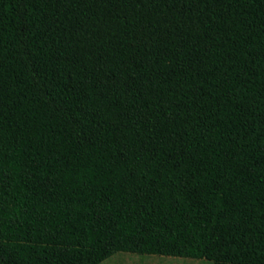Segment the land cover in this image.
I'll return each mask as SVG.
<instances>
[{"label":"trees","instance_id":"1","mask_svg":"<svg viewBox=\"0 0 264 264\" xmlns=\"http://www.w3.org/2000/svg\"><path fill=\"white\" fill-rule=\"evenodd\" d=\"M120 251L264 264V0H0V264Z\"/></svg>","mask_w":264,"mask_h":264},{"label":"rangeland","instance_id":"2","mask_svg":"<svg viewBox=\"0 0 264 264\" xmlns=\"http://www.w3.org/2000/svg\"><path fill=\"white\" fill-rule=\"evenodd\" d=\"M99 264H212L204 259L116 252Z\"/></svg>","mask_w":264,"mask_h":264}]
</instances>
